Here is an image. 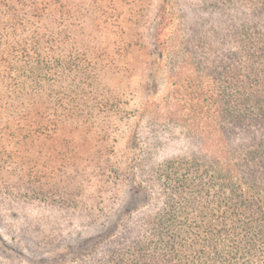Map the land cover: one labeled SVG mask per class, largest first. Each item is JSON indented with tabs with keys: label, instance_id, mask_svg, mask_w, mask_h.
I'll list each match as a JSON object with an SVG mask.
<instances>
[{
	"label": "trees",
	"instance_id": "trees-1",
	"mask_svg": "<svg viewBox=\"0 0 264 264\" xmlns=\"http://www.w3.org/2000/svg\"><path fill=\"white\" fill-rule=\"evenodd\" d=\"M39 202L97 232L0 264H264V0H0V207Z\"/></svg>",
	"mask_w": 264,
	"mask_h": 264
},
{
	"label": "rangeland",
	"instance_id": "rangeland-1",
	"mask_svg": "<svg viewBox=\"0 0 264 264\" xmlns=\"http://www.w3.org/2000/svg\"><path fill=\"white\" fill-rule=\"evenodd\" d=\"M159 78L158 76L157 81H160ZM144 83V79L133 77L131 81L132 93L128 96L131 102L128 106L124 107L129 116H125L128 118L118 116L120 122L115 120L111 123L112 129L110 133H112V138L108 142V145H113L115 160L120 161L119 165L130 162L134 152H136V150L134 151V147H131L130 132L135 120V111L139 108L138 104H140L141 99L145 95V91L139 89L138 84L143 85ZM120 108L123 109L122 106ZM120 117H122V120ZM124 189L127 190L126 188ZM50 204L51 202H39L32 205L18 203L17 207L6 208V205H8L6 203L0 207V233L5 235V237H8V233L13 236L17 235L18 229L21 226H29L35 236H47L52 231L51 226L56 222L61 224L60 231L62 235H66L70 230L74 232L75 239L92 236L97 232V226H87L84 222L76 223L75 219L77 217L74 218L70 215V210L65 211L64 208L58 207L57 204L53 203V206H50ZM8 210H12L16 214L15 218H11ZM71 218L74 219V225L69 224Z\"/></svg>",
	"mask_w": 264,
	"mask_h": 264
}]
</instances>
